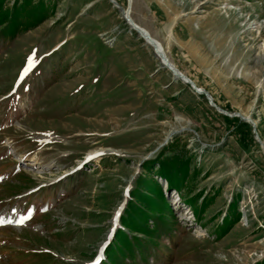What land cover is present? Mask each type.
Returning a JSON list of instances; mask_svg holds the SVG:
<instances>
[{
    "label": "rangeland",
    "instance_id": "rangeland-1",
    "mask_svg": "<svg viewBox=\"0 0 264 264\" xmlns=\"http://www.w3.org/2000/svg\"><path fill=\"white\" fill-rule=\"evenodd\" d=\"M30 2L0 39V215L36 216L0 225V264L90 263L160 154L191 158L182 192L210 204L195 222L166 192L177 224L154 263L263 260L264 0ZM237 194L242 216L216 239Z\"/></svg>",
    "mask_w": 264,
    "mask_h": 264
},
{
    "label": "trees",
    "instance_id": "trees-1",
    "mask_svg": "<svg viewBox=\"0 0 264 264\" xmlns=\"http://www.w3.org/2000/svg\"><path fill=\"white\" fill-rule=\"evenodd\" d=\"M5 2L6 0H0V39L13 40L16 37V28L13 30L12 28L21 24V20L17 19L22 15L21 10L33 9H28L30 0L21 3L20 0H14L8 10L5 8ZM38 8L45 10L40 2ZM190 164L191 158L164 157V154H160L155 161L143 164L146 174H152L153 178L140 175L136 179L120 217L121 228L117 229L113 240L106 248V260L101 264H143V257H146L148 262V258L156 249L157 240L161 237L160 233L175 226L176 219L169 201L161 186L154 180V175L167 182L168 190L180 193L183 202L192 208L196 222L201 221L210 204L209 200L205 196H200L201 194L195 198H186L182 194V189L189 179ZM173 175H178V179L172 180L169 176ZM241 198L240 194L234 195L227 204L224 216L213 231L216 239L223 238L239 222L241 213L238 207ZM149 222H152V227L148 226ZM255 264H264V258Z\"/></svg>",
    "mask_w": 264,
    "mask_h": 264
},
{
    "label": "bare ground",
    "instance_id": "bare-ground-1",
    "mask_svg": "<svg viewBox=\"0 0 264 264\" xmlns=\"http://www.w3.org/2000/svg\"><path fill=\"white\" fill-rule=\"evenodd\" d=\"M117 5V4H116ZM120 10V9H119ZM121 12V11H120ZM126 16L128 17V19H130V15H129V13L127 12V14H126ZM131 20V19H130ZM135 26L134 25H132L131 26V28L133 29V30H135V28H134ZM140 30V29H139ZM143 32V34H144V36L146 37V39H147V41H148V45H153L155 48H154V50L157 52V50H156V47H158L159 48V44L158 43H156V42H154L151 38H150V36H149V34H147V32L145 31V30H143L142 31ZM158 53V52H157ZM162 58H163V60L167 63V61H166V58H164L163 56H162ZM167 66V65H166ZM168 67V66H167ZM172 71H173V69H172ZM174 74V73H173ZM174 77L175 78H180L181 76H180V74L179 73H177V74H174ZM182 78V77H181ZM180 78V79H181ZM182 79H184V78H182ZM181 79V80H182ZM187 82H188V79L186 80ZM191 85H192V83L191 82H189ZM193 86V85H192ZM198 91H202V90H198ZM212 104H213V102H212ZM214 105V104H213ZM216 107V106H215ZM93 156H94V154H93ZM10 224H11V226H15V228H18V218H16V219H12L11 220V222H10Z\"/></svg>",
    "mask_w": 264,
    "mask_h": 264
},
{
    "label": "water",
    "instance_id": "water-1",
    "mask_svg": "<svg viewBox=\"0 0 264 264\" xmlns=\"http://www.w3.org/2000/svg\"><path fill=\"white\" fill-rule=\"evenodd\" d=\"M135 30H137V29H135ZM189 82H190V81L188 80V82L186 81L185 83H186L187 85L191 86L192 88H194ZM195 91H196V89H195ZM196 92H197L198 94L204 95V96L206 97V99H207L208 102H209L210 107H212V108L218 110L220 113H223V115H227V114H225V112L219 110L218 108L215 107V105L212 104V98H211V96H209V94H208L207 92H205L204 90H203V91H196ZM227 116H229V115H227ZM259 144L261 145V142H260ZM263 148H264V146H263Z\"/></svg>",
    "mask_w": 264,
    "mask_h": 264
},
{
    "label": "crops",
    "instance_id": "crops-1",
    "mask_svg": "<svg viewBox=\"0 0 264 264\" xmlns=\"http://www.w3.org/2000/svg\"><path fill=\"white\" fill-rule=\"evenodd\" d=\"M90 3H92V2L90 1ZM90 3H89V4H90Z\"/></svg>",
    "mask_w": 264,
    "mask_h": 264
}]
</instances>
